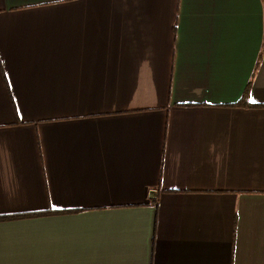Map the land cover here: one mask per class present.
<instances>
[{
	"label": "crops",
	"instance_id": "0c3cea01",
	"mask_svg": "<svg viewBox=\"0 0 264 264\" xmlns=\"http://www.w3.org/2000/svg\"><path fill=\"white\" fill-rule=\"evenodd\" d=\"M0 264H264V0H0Z\"/></svg>",
	"mask_w": 264,
	"mask_h": 264
},
{
	"label": "trees",
	"instance_id": "16d2710c",
	"mask_svg": "<svg viewBox=\"0 0 264 264\" xmlns=\"http://www.w3.org/2000/svg\"><path fill=\"white\" fill-rule=\"evenodd\" d=\"M259 64H260V62H259ZM257 67H258V66H257ZM250 86H251V84L249 85V88H248L247 93H246V95H245V99L248 97V93H249V90H250ZM241 101H242V100H241ZM238 106H244V103L241 102ZM248 107H257V106L252 105V104H249Z\"/></svg>",
	"mask_w": 264,
	"mask_h": 264
}]
</instances>
